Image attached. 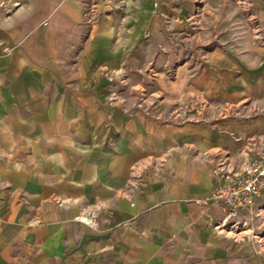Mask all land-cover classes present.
Wrapping results in <instances>:
<instances>
[{
	"label": "crops",
	"instance_id": "1",
	"mask_svg": "<svg viewBox=\"0 0 264 264\" xmlns=\"http://www.w3.org/2000/svg\"><path fill=\"white\" fill-rule=\"evenodd\" d=\"M211 4L0 0V264H264L204 203L264 136V0Z\"/></svg>",
	"mask_w": 264,
	"mask_h": 264
},
{
	"label": "built area",
	"instance_id": "2",
	"mask_svg": "<svg viewBox=\"0 0 264 264\" xmlns=\"http://www.w3.org/2000/svg\"><path fill=\"white\" fill-rule=\"evenodd\" d=\"M108 77L109 100L115 102L129 86L128 74L124 69H117ZM140 92L143 101L146 92L144 89ZM213 177L215 185L204 203L220 204L225 209V217L216 228L241 239L247 237L248 233L244 232L249 231V224L256 218L262 228L261 232H264V203L255 204L264 197V136L249 141L237 160L228 157L220 159L213 168ZM246 211H249L251 220L244 218L243 212ZM80 219L92 223L94 215L88 212ZM260 241L264 242V237H260Z\"/></svg>",
	"mask_w": 264,
	"mask_h": 264
},
{
	"label": "rangeland",
	"instance_id": "3",
	"mask_svg": "<svg viewBox=\"0 0 264 264\" xmlns=\"http://www.w3.org/2000/svg\"><path fill=\"white\" fill-rule=\"evenodd\" d=\"M209 2L212 3L211 5H227L226 0H203V1L192 0V3L194 5V10H193L191 17L192 18L193 17L202 18L204 16L203 14L205 11V7L207 6V4ZM219 2H221L222 4H219ZM234 2H235V5H237L236 4L237 0L236 1L234 0ZM241 5H243V4H241ZM249 15H250L251 20H252V30L254 31L253 34H254L255 40L260 45V47L264 48V31H262V29L260 28L258 21L256 19H254L255 15L252 12V10L249 12ZM151 76L152 77L155 76L154 72H151ZM126 90H125V92H126ZM109 92H110V90H109ZM138 97L139 98L142 97L141 92H139ZM248 104H250V102ZM255 110H258V108H255ZM249 225H250L249 229H248L249 232L247 234L248 237H251L255 241H259L260 237H264V232H261L262 228L259 227L260 223L258 222V219L254 218V221ZM255 236H257V237H255Z\"/></svg>",
	"mask_w": 264,
	"mask_h": 264
},
{
	"label": "bare ground",
	"instance_id": "4",
	"mask_svg": "<svg viewBox=\"0 0 264 264\" xmlns=\"http://www.w3.org/2000/svg\"><path fill=\"white\" fill-rule=\"evenodd\" d=\"M248 232H249V231H246V232H244V233L246 234V233H248Z\"/></svg>",
	"mask_w": 264,
	"mask_h": 264
}]
</instances>
